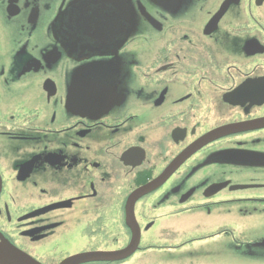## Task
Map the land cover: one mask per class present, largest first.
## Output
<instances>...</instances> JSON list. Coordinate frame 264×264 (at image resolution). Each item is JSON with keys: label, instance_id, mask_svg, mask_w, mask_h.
Listing matches in <instances>:
<instances>
[{"label": "flooded vegetation", "instance_id": "obj_1", "mask_svg": "<svg viewBox=\"0 0 264 264\" xmlns=\"http://www.w3.org/2000/svg\"><path fill=\"white\" fill-rule=\"evenodd\" d=\"M1 240L264 264V0H0Z\"/></svg>", "mask_w": 264, "mask_h": 264}, {"label": "water", "instance_id": "obj_2", "mask_svg": "<svg viewBox=\"0 0 264 264\" xmlns=\"http://www.w3.org/2000/svg\"><path fill=\"white\" fill-rule=\"evenodd\" d=\"M128 252L120 253H95V254H80L71 259H68L62 264H73L86 259H108V257L122 258L128 255ZM0 264H38L25 253L19 251L6 242H0Z\"/></svg>", "mask_w": 264, "mask_h": 264}, {"label": "rangeland", "instance_id": "obj_3", "mask_svg": "<svg viewBox=\"0 0 264 264\" xmlns=\"http://www.w3.org/2000/svg\"><path fill=\"white\" fill-rule=\"evenodd\" d=\"M245 228L246 229H251L252 228V225L250 223H245ZM251 247H252V245L249 242H246L244 244V248L243 249L246 248L247 250H249V249H251ZM139 259L141 260L142 258H139Z\"/></svg>", "mask_w": 264, "mask_h": 264}]
</instances>
